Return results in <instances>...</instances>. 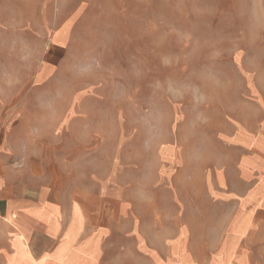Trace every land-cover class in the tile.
I'll list each match as a JSON object with an SVG mask.
<instances>
[{
    "label": "rangeland",
    "instance_id": "obj_1",
    "mask_svg": "<svg viewBox=\"0 0 264 264\" xmlns=\"http://www.w3.org/2000/svg\"><path fill=\"white\" fill-rule=\"evenodd\" d=\"M213 3L0 0V91L37 84L49 40L64 44L57 29L72 24L49 68L62 78L48 75L44 85L60 106L74 100L78 129L89 122L93 130L80 158L89 174L80 178L93 197L165 204L204 165L226 163L215 136L253 111L243 108L239 71L264 70V30L244 29L253 24L226 8L213 12Z\"/></svg>",
    "mask_w": 264,
    "mask_h": 264
},
{
    "label": "crops",
    "instance_id": "obj_2",
    "mask_svg": "<svg viewBox=\"0 0 264 264\" xmlns=\"http://www.w3.org/2000/svg\"><path fill=\"white\" fill-rule=\"evenodd\" d=\"M213 4L253 24L244 29L264 30V0ZM71 27L57 29L64 44L49 40L37 84L0 91V264H264V70L239 71L243 108L253 111L215 136L225 164L204 165L165 204L93 197L80 178L89 174L80 158L91 149L90 123L78 129L74 100L60 106L44 85L62 78L49 68Z\"/></svg>",
    "mask_w": 264,
    "mask_h": 264
}]
</instances>
